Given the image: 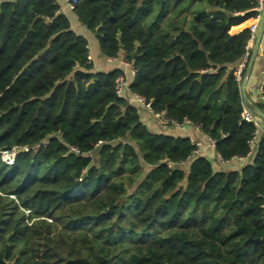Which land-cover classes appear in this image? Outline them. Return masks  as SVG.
<instances>
[{
  "label": "trees",
  "instance_id": "1",
  "mask_svg": "<svg viewBox=\"0 0 264 264\" xmlns=\"http://www.w3.org/2000/svg\"><path fill=\"white\" fill-rule=\"evenodd\" d=\"M253 6L78 0L73 12L105 58L128 51L132 94L199 125L233 161L254 132L235 76ZM60 10L0 2V151L49 141L13 166L0 160V264H264V134L237 169L187 162L191 140L151 132L117 95L120 70H96Z\"/></svg>",
  "mask_w": 264,
  "mask_h": 264
},
{
  "label": "built area",
  "instance_id": "2",
  "mask_svg": "<svg viewBox=\"0 0 264 264\" xmlns=\"http://www.w3.org/2000/svg\"><path fill=\"white\" fill-rule=\"evenodd\" d=\"M67 7L69 9L74 10L75 6L78 3V0H65ZM255 16L251 22V25L249 26L250 30V38L248 40L247 46H246V52L244 55V58L242 62L236 67L235 69V76L239 82H242L243 76L245 74L246 68L248 66L252 50L255 45V41L259 32V28L262 22V19L264 17V0H254V6L251 9ZM244 12L236 13V15L244 16ZM89 59L91 61V56H89ZM109 63H116L120 65L117 69L120 70V74L116 78L115 81V90L119 97L121 98H130L131 101L137 105L136 107H142L146 109L149 113L153 114L155 118L158 120L159 124L165 127H172V128H178L183 125H189L195 127L196 130L201 131V127L199 125L193 124L189 120H185L183 123L174 121L170 119L166 113H154L152 109V105L150 102H147V100L144 97L132 94L130 92L129 86L130 81L136 77L137 70L133 64L128 59V51L126 49H121V51L114 57L107 58ZM259 94L261 98L264 100V83L259 87ZM243 121L250 123L254 127V132L252 134V137L248 141L249 145V152L244 157H235L232 159L233 161H241L245 162L249 160V158L252 157L255 151L257 138L264 134V126L263 121H261L257 116L254 115V113L247 108V106L244 104V111H243ZM227 135H223V138H226ZM193 145L195 146L194 150L192 151L191 155L188 158V161H191L198 157H206L207 151H214L216 153V144L217 141L209 136H207L206 143L200 140L196 139H190ZM102 142L96 144V148L100 147ZM49 141L44 140L41 143L35 144L33 146H22V145H15L11 148L3 149L0 151V160L1 162L6 166H13L18 158L19 155L23 153H37L41 149L48 147ZM70 150L74 153H79V150L74 147H70ZM217 154V153H216ZM218 155V154H217ZM219 160L222 163H229L231 161H225L220 155H218ZM187 162L185 164H187ZM172 166V164H170ZM261 208L264 210V196H263V202L261 205Z\"/></svg>",
  "mask_w": 264,
  "mask_h": 264
},
{
  "label": "crops",
  "instance_id": "3",
  "mask_svg": "<svg viewBox=\"0 0 264 264\" xmlns=\"http://www.w3.org/2000/svg\"><path fill=\"white\" fill-rule=\"evenodd\" d=\"M3 1H15V0H0ZM59 4L61 10L60 12L65 14L70 22L72 29L79 35L85 36L89 41V49L91 60L95 66L96 70L101 71H111L120 67L116 63H109L107 58H105L100 50L99 44L93 34H91L87 28L79 21L77 15L73 12L74 10L69 9L65 0H56ZM252 22V21H251ZM251 22H247L238 31L248 28L251 25ZM252 54V53H251ZM264 83V36L259 48V52L256 56L252 71L249 75V78L246 82V92L248 100L251 104L258 107L262 110L259 105H264L262 103V98L259 94V87ZM133 102V101H132ZM133 104H135L133 102ZM137 106V105H135ZM139 108V113L141 116L142 122L147 126V128L157 134H165L173 137L196 139L206 143L207 136L202 132L195 129L193 126L183 125L178 128L165 127L159 124L155 116L149 113L146 109L142 107ZM263 111V110H262ZM264 126V123H263ZM206 157L210 158L216 170H227L237 169L244 164V161H231L229 163H222L219 160L218 155L214 151H207ZM184 168L189 167V164H185Z\"/></svg>",
  "mask_w": 264,
  "mask_h": 264
},
{
  "label": "water",
  "instance_id": "4",
  "mask_svg": "<svg viewBox=\"0 0 264 264\" xmlns=\"http://www.w3.org/2000/svg\"><path fill=\"white\" fill-rule=\"evenodd\" d=\"M263 36H264V17L262 19V22H261V25L259 28V32H258L256 41H255L254 48L252 50V54H251L248 66L246 68L245 74H244L242 82H241V93H242L243 102L247 106V108L250 109L254 113V115L257 116L261 121L264 122V111L260 110L258 107H256L255 105L250 103V101L248 100V97H247V92H246V82H247V79L249 78V75L252 71L256 56L259 52V48H260ZM262 103H264V100H262ZM101 174H102V172H101Z\"/></svg>",
  "mask_w": 264,
  "mask_h": 264
}]
</instances>
